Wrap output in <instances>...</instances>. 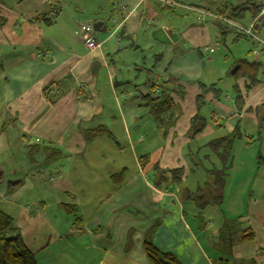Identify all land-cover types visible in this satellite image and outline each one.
Instances as JSON below:
<instances>
[{
  "label": "crops",
  "instance_id": "0c3cea01",
  "mask_svg": "<svg viewBox=\"0 0 264 264\" xmlns=\"http://www.w3.org/2000/svg\"><path fill=\"white\" fill-rule=\"evenodd\" d=\"M3 2L0 207L15 219L39 263L155 264L145 250L150 229L151 240L183 264H264V164L258 163L259 156L264 159L259 117L264 114V51L258 41L214 18L244 7L237 21L250 25L255 0H108L110 11L100 19L108 31H95L102 41L96 49L75 30L104 9L99 0H80L75 9L66 0ZM254 24L264 40V17ZM121 28L134 39L133 47H125L130 41L120 36ZM235 40L246 46L236 60L262 62L260 82L246 90V77L226 79L222 86L210 76L208 83L202 81V60L210 48L223 43L227 51V43ZM151 79L169 81L175 90L171 96L180 113L166 134L142 98ZM116 80L128 82L116 87ZM217 82L220 98L202 90V83ZM235 84L244 97L241 111ZM197 113L208 122L190 137ZM100 124L113 137L88 141L84 130ZM237 124L243 137L233 144L222 202L200 210L184 192L208 190V169L223 164L206 144ZM30 141L51 142L63 156L44 164L40 151L31 162ZM176 168L183 171L180 184L157 179V172ZM16 180L21 181L17 188L7 191L8 182ZM31 182L39 194L24 199ZM225 219L254 232L253 239L237 242L232 254L215 247Z\"/></svg>",
  "mask_w": 264,
  "mask_h": 264
},
{
  "label": "trees",
  "instance_id": "16d2710c",
  "mask_svg": "<svg viewBox=\"0 0 264 264\" xmlns=\"http://www.w3.org/2000/svg\"><path fill=\"white\" fill-rule=\"evenodd\" d=\"M3 0H0V6L3 4ZM251 8L253 10L254 23L263 16L260 15V10L262 7V0H255L251 3ZM245 10L244 7H237L233 14L228 15V18L236 21L238 16ZM227 17V16H226ZM39 17L36 16L33 20H38ZM6 23V18L0 16V27ZM227 24L225 22H221ZM240 23V22H238ZM243 26H250L240 23ZM228 25V24H227ZM255 25V24H254ZM230 26V25H229ZM241 34H245L238 30L237 28L231 26ZM254 31V26H253ZM255 32V31H254ZM256 33V32H255ZM257 34V33H256ZM248 35V34H246ZM258 35V34H257ZM250 36V35H248ZM259 36V35H258ZM253 40L252 36H250ZM259 42V41H258ZM260 43V42H259ZM261 44V43H260ZM158 59V58H157ZM235 64H239V69L233 74V77H246L250 80V83L246 86V90H249L253 85L260 82V76L263 69L262 62L250 61L247 59H238ZM150 91L143 95L142 98L146 101V105L149 107L150 114L152 118L157 122L159 127H163V134L167 133L168 128L175 124V117L179 115V107L174 103L171 96V92H175L174 88L168 82H153L150 80ZM203 91L211 90L214 92L216 98H220L223 94L222 88L218 86L217 83H212L206 85L201 84ZM233 94L235 99V104L238 110H242L244 107V97L235 84L233 85ZM197 99H201L200 96ZM258 113L259 110L257 109ZM261 123L260 126L264 128V114L259 115ZM208 119L197 113L191 119V126L188 132L190 137H194L196 134L200 133L202 129L207 124ZM218 124L217 121H215ZM109 136L113 137L112 132L105 125H98L91 129L84 130V136L88 141H92L99 136ZM243 137L240 129V125L237 124L235 129L221 137L209 140L206 147L219 159L223 167L217 169L212 167L207 171V184L208 190L201 193H191L189 190L184 192V197L187 199H192L195 201L197 207L202 210L205 206L209 204L220 205L222 202V190L224 187V178L226 171L229 167V161L231 158V152L233 144L236 139ZM257 137H260L259 135ZM42 151L45 155L44 164H49L63 156V153L54 147L51 142L42 141L39 143L28 142L27 152L31 162L37 161V153ZM148 159V155L141 156V159ZM144 161V159H143ZM259 164H264L263 157L259 156ZM123 172L114 174L113 178H120ZM166 174V175H165ZM167 174H169L167 176ZM183 171L181 168H176L172 170H162L156 173L157 179L160 183L167 182L169 179L175 184L181 183V176ZM170 181V183H171ZM21 181H9L7 191L11 192L17 188ZM159 184V183H158ZM68 209V208H67ZM74 209V207H72ZM68 209V210H72ZM201 211H199V217L201 216ZM237 220L225 219L223 226L219 230V241L216 243L215 247L220 251L228 254H232L233 246L240 241L251 240L254 238V232L250 228L241 229L236 224ZM203 224H201V227ZM151 230L149 229L145 237V250L147 252L150 260L155 264H183L177 255L173 252L165 251L159 248L152 240L150 236ZM0 264H40L37 260L35 252H33L26 244L21 229L17 226L15 219L8 213H6L0 207Z\"/></svg>",
  "mask_w": 264,
  "mask_h": 264
},
{
  "label": "rangeland",
  "instance_id": "374dc122",
  "mask_svg": "<svg viewBox=\"0 0 264 264\" xmlns=\"http://www.w3.org/2000/svg\"><path fill=\"white\" fill-rule=\"evenodd\" d=\"M107 1L108 0H99L100 4L104 3V5H105V6H103L104 9L101 8L98 10L97 14L92 15V16H88V18L91 17L92 20L89 21L87 19L86 22H92L93 23L97 20H100L101 17H106L105 16V15H107L106 12L110 11V9L106 7ZM79 2H80V0H66L65 3H66V6H68V8L75 9V5H77ZM106 9H107V11H106ZM214 16L221 17V15H218V14H214ZM106 22H107V20H106ZM108 23H111V22H108ZM235 33H237V32L235 31ZM101 43H102V41H101ZM227 46H228L227 51L224 50L223 43H221L220 46H217V47L214 46L213 48H210L209 53L205 56L206 58L204 60H202L203 61L202 64L206 63L205 64L206 65L205 72H204L203 76L201 77L202 81H205L206 83H208L207 77L210 76V79H211L210 82H213V81L215 82V81H218L220 79L221 80L220 86H222V83L224 80H226V79L231 80L233 78V74L231 73V70L236 65L235 64L236 57H239L241 55H245L246 46L244 45L243 41L239 42V40H235V42H232V43L228 42ZM211 56L213 57L212 60L208 59ZM93 68H94V66H93ZM99 75H100V77L103 76L101 74V71H100ZM119 123H120V121L118 123L115 122L114 124H115V126H119ZM150 131H147L149 136H150V133H149ZM120 141H122V140H120ZM149 141H150V137L148 138V142ZM151 141H153V140H151ZM36 158H38V156H36ZM130 159H132V157H130ZM51 169H52V167H50V170ZM34 172L38 176V172L37 171H34ZM38 194H39V187H37L34 183L31 182L30 185L27 187V192L24 193L23 198L26 199V198H29L31 196L37 197Z\"/></svg>",
  "mask_w": 264,
  "mask_h": 264
},
{
  "label": "built area",
  "instance_id": "2783aa9c",
  "mask_svg": "<svg viewBox=\"0 0 264 264\" xmlns=\"http://www.w3.org/2000/svg\"><path fill=\"white\" fill-rule=\"evenodd\" d=\"M260 15L264 17V0H262V7L260 10ZM214 18L219 20L220 22H225L228 25L237 28L238 30H240L241 32L245 34L252 36L254 39L258 40L261 43L263 47L262 50L264 51V40L261 39L253 31L254 22L251 23L250 26L246 27L223 15H221V17L214 16ZM92 24H93L92 22L81 23L78 25L75 32L88 48L96 49L101 45V40L95 35V30Z\"/></svg>",
  "mask_w": 264,
  "mask_h": 264
},
{
  "label": "water",
  "instance_id": "95a60500",
  "mask_svg": "<svg viewBox=\"0 0 264 264\" xmlns=\"http://www.w3.org/2000/svg\"><path fill=\"white\" fill-rule=\"evenodd\" d=\"M92 25H93V28H94L95 31L104 32V33L108 31V24H106L103 20H97V21L93 22ZM120 36L123 39H126V40L130 41V43L127 46H125L126 48L134 46V39L132 38L131 35L125 33V28H121ZM239 67H240L239 64H236L232 68L231 73L234 74L239 69ZM173 76L176 77V78H181V79L187 81V77L186 76H182L181 74L176 73V74H173ZM127 82L128 81H118V80H116L114 85L117 87V86L122 85V84L127 83Z\"/></svg>",
  "mask_w": 264,
  "mask_h": 264
}]
</instances>
